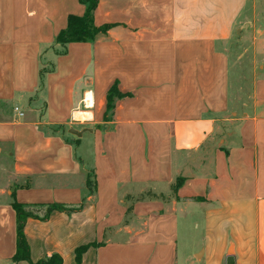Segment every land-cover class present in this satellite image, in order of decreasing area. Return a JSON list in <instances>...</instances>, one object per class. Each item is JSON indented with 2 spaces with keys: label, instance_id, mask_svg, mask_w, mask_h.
<instances>
[{
  "label": "crops",
  "instance_id": "0c3cea01",
  "mask_svg": "<svg viewBox=\"0 0 264 264\" xmlns=\"http://www.w3.org/2000/svg\"><path fill=\"white\" fill-rule=\"evenodd\" d=\"M85 10L0 0V264H31L15 200L66 207L33 262L264 264V0H99L107 32L58 43Z\"/></svg>",
  "mask_w": 264,
  "mask_h": 264
},
{
  "label": "trees",
  "instance_id": "16d2710c",
  "mask_svg": "<svg viewBox=\"0 0 264 264\" xmlns=\"http://www.w3.org/2000/svg\"><path fill=\"white\" fill-rule=\"evenodd\" d=\"M79 1L86 6L85 13L81 16L75 14L69 15L66 28L62 29L56 37V41L62 44L64 47L70 42L93 40L99 34L106 33L107 30L111 27L110 24L97 26L94 22V12L98 6L99 0ZM115 96H121V93L117 89V86H113L108 94L107 117L110 116L114 109ZM180 182L181 180L179 178L177 180V183L173 187L174 190L178 188ZM12 205L17 215V251L13 259L15 261L27 260L31 264H63L62 257L57 253L52 254L46 259L40 260L38 262H33L31 260L30 247L24 234V226L27 218L29 217L46 218L54 210H64L66 207L61 204H49L46 206H43V204L30 205L20 203L16 200L13 201ZM43 209H45V213L43 216H41L39 215V211H43ZM87 248L88 245L77 248V263L81 261L82 254Z\"/></svg>",
  "mask_w": 264,
  "mask_h": 264
},
{
  "label": "water",
  "instance_id": "95a60500",
  "mask_svg": "<svg viewBox=\"0 0 264 264\" xmlns=\"http://www.w3.org/2000/svg\"><path fill=\"white\" fill-rule=\"evenodd\" d=\"M70 133L77 135V136H81L82 135V131H78L76 129H70ZM227 264H235V258L233 256H227L226 259Z\"/></svg>",
  "mask_w": 264,
  "mask_h": 264
},
{
  "label": "built area",
  "instance_id": "2783aa9c",
  "mask_svg": "<svg viewBox=\"0 0 264 264\" xmlns=\"http://www.w3.org/2000/svg\"><path fill=\"white\" fill-rule=\"evenodd\" d=\"M15 110L18 112V114L20 116H22L24 114L18 107H15Z\"/></svg>",
  "mask_w": 264,
  "mask_h": 264
},
{
  "label": "rangeland",
  "instance_id": "374dc122",
  "mask_svg": "<svg viewBox=\"0 0 264 264\" xmlns=\"http://www.w3.org/2000/svg\"><path fill=\"white\" fill-rule=\"evenodd\" d=\"M114 98H116V96Z\"/></svg>",
  "mask_w": 264,
  "mask_h": 264
}]
</instances>
